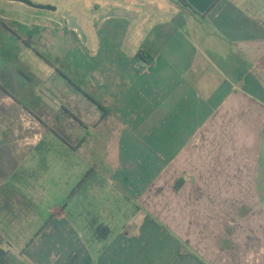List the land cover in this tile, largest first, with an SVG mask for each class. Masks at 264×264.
<instances>
[{"label": "crops", "instance_id": "obj_1", "mask_svg": "<svg viewBox=\"0 0 264 264\" xmlns=\"http://www.w3.org/2000/svg\"><path fill=\"white\" fill-rule=\"evenodd\" d=\"M75 1L71 13L85 40L59 23V11L48 10L55 16L0 5L20 15L11 17L19 20L12 23L22 37L0 26V170L5 176L11 160L28 151L14 145L19 106L28 125L31 106L50 111L47 106H67V93L75 94L66 91L67 77L52 71L43 56L61 65L74 49L68 64H75L78 79L89 77L90 101L113 106L121 124L117 173L124 185L131 174L141 175L136 179L143 183L151 176L159 183L183 177L180 190L196 186L209 200L242 199L259 207L256 221L264 224V0ZM117 9L130 17L100 21ZM27 20L47 25L53 38L38 26L29 28ZM37 34L43 36L42 49ZM29 51L40 59L41 71L34 70L40 67L32 64ZM39 85L44 100L34 103ZM30 129L22 126L25 139ZM136 163L130 171L129 164ZM158 243L146 231L116 236L97 264H203L195 249Z\"/></svg>", "mask_w": 264, "mask_h": 264}, {"label": "rangeland", "instance_id": "obj_2", "mask_svg": "<svg viewBox=\"0 0 264 264\" xmlns=\"http://www.w3.org/2000/svg\"><path fill=\"white\" fill-rule=\"evenodd\" d=\"M34 1L76 11L75 0ZM8 3L55 15L20 1L0 0V5ZM35 24L31 20L28 26L47 31V25ZM47 32L53 38L52 30ZM38 36L40 49L43 36ZM22 52L21 48L24 58ZM28 53L32 64L42 66L34 53ZM68 56L56 64L69 77L66 91L76 94L67 93V106H47L50 111L31 106L34 115L28 125L23 124L22 106L16 112L15 149L28 151L11 160L6 176L0 170V264H97L116 236L129 238L142 231L155 235L157 245L195 249L203 264H264V224L256 221L261 215L258 206L242 199L209 200L196 186L176 191L173 181L159 183L153 176L143 183L136 179L141 175H126L129 185H124L123 175L117 173L121 124L113 106L90 101L89 77L78 79L75 64H68L74 49ZM38 90L34 103L44 100L40 85ZM22 126L31 128L27 139ZM137 165L129 164V170L135 172ZM136 182L139 189L132 191ZM261 208L264 211V198Z\"/></svg>", "mask_w": 264, "mask_h": 264}, {"label": "flooded vegetation", "instance_id": "obj_3", "mask_svg": "<svg viewBox=\"0 0 264 264\" xmlns=\"http://www.w3.org/2000/svg\"><path fill=\"white\" fill-rule=\"evenodd\" d=\"M67 9H59V7L57 8V10H55L54 12H57L59 11V14H60V18L62 21H59V23H61L62 25H66V27L69 26V21L68 19L64 16V12H68ZM50 11H53V10H50ZM71 13V12H69ZM13 14V10L11 9H8L6 6H0V26H2L3 28H6L8 31H10L15 37H18V38H22L21 37V34L18 33V31L14 28V24H17L15 21H19L17 18H13L11 17V15ZM72 14V13H71ZM110 18V17H109ZM109 18H104L103 19V22L104 23H107V19ZM78 21V20H77ZM97 20H95L93 22V26H96ZM13 22V23H12ZM79 23V22H78ZM80 24V23H79ZM108 26L110 27L111 24L108 23ZM73 30H76L74 28H71ZM57 59V58H56ZM55 58H53L52 56L48 55H44L43 56V61L44 63L52 69V71L54 72H58L62 75H64L65 77H67V72L65 71V69H60L57 65H56V60ZM68 78V77H67Z\"/></svg>", "mask_w": 264, "mask_h": 264}, {"label": "water", "instance_id": "obj_4", "mask_svg": "<svg viewBox=\"0 0 264 264\" xmlns=\"http://www.w3.org/2000/svg\"><path fill=\"white\" fill-rule=\"evenodd\" d=\"M14 1H20V2H23L29 6H32V7H35V8H42V9H48V10H57L58 6L56 4H53V3H44V2H36L34 0H14ZM130 13L129 12H126L124 10H121V9H117V10H110L108 13L106 14H102L100 16V21L103 20L104 18H109V17H117V16H123V17H130ZM64 16L68 19L69 21V27L70 28H74L76 29L81 37L83 38V40L86 39V34H85V31L82 27L81 24L78 23V18L76 15L74 14H71L69 12H64Z\"/></svg>", "mask_w": 264, "mask_h": 264}, {"label": "trees", "instance_id": "obj_5", "mask_svg": "<svg viewBox=\"0 0 264 264\" xmlns=\"http://www.w3.org/2000/svg\"><path fill=\"white\" fill-rule=\"evenodd\" d=\"M140 55H142L144 58H146V56L144 55V53L140 52ZM184 182H185V179H184L183 177H180V178L176 181V183H175V185H174L175 190H177V191L180 190L181 187L183 186ZM39 234H40V233H39ZM39 234H38V235H39Z\"/></svg>", "mask_w": 264, "mask_h": 264}]
</instances>
